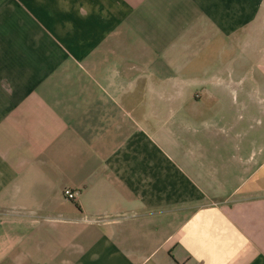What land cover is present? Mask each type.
I'll list each match as a JSON object with an SVG mask.
<instances>
[{"label": "crops", "instance_id": "0c3cea01", "mask_svg": "<svg viewBox=\"0 0 264 264\" xmlns=\"http://www.w3.org/2000/svg\"><path fill=\"white\" fill-rule=\"evenodd\" d=\"M0 264H264V0H0Z\"/></svg>", "mask_w": 264, "mask_h": 264}, {"label": "built area", "instance_id": "2783aa9c", "mask_svg": "<svg viewBox=\"0 0 264 264\" xmlns=\"http://www.w3.org/2000/svg\"><path fill=\"white\" fill-rule=\"evenodd\" d=\"M76 196H77L76 191H71L68 189L62 191V197L67 201H71V202L74 201Z\"/></svg>", "mask_w": 264, "mask_h": 264}, {"label": "rangeland", "instance_id": "374dc122", "mask_svg": "<svg viewBox=\"0 0 264 264\" xmlns=\"http://www.w3.org/2000/svg\"><path fill=\"white\" fill-rule=\"evenodd\" d=\"M210 201H213L215 204H220V203H222L223 202V200L222 199H215V198H210L209 199Z\"/></svg>", "mask_w": 264, "mask_h": 264}]
</instances>
